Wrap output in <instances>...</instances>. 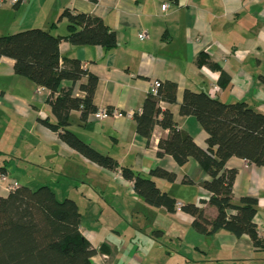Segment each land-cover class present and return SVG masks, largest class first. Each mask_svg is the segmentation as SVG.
<instances>
[{
  "label": "crops",
  "instance_id": "obj_1",
  "mask_svg": "<svg viewBox=\"0 0 264 264\" xmlns=\"http://www.w3.org/2000/svg\"><path fill=\"white\" fill-rule=\"evenodd\" d=\"M166 3L171 6L164 13ZM65 9L102 19L118 43L109 52L100 46L60 44L62 58L79 60L98 77V109L117 113L100 119L91 115L81 125L80 113L74 111L70 129L120 167L146 178L157 168L175 174L173 183L153 180L178 203L196 204L214 219L217 209L201 185L211 177L195 159L181 167L171 156L158 157V144L169 131L157 126L148 143L137 133L134 116L141 113L154 84L167 81L178 87L177 103H162V109H170L179 129L201 148H207V133L196 118L180 114L186 90L207 93L226 104L245 102L264 114V0H28L16 7L0 0V36L35 28L64 36L67 24L59 18ZM142 31L148 32L146 40L139 39ZM201 55L219 70L199 66ZM50 93L16 75L13 59L0 58V167L6 168L0 175L1 196L11 192L13 183L33 182L49 186L57 198L65 194L73 199L82 215L81 232L97 251L93 264H264V251H255L248 236L238 238L224 230L199 234L191 215L147 205L133 182L62 142L39 121L55 120L48 105ZM77 95L83 96L79 91ZM226 169L237 171L236 202L243 196L258 199L255 223L264 238V168L232 157ZM77 178L84 180L82 187H71L67 181ZM74 191L78 198L70 195ZM81 202L98 212L92 228L88 222L89 231L83 226Z\"/></svg>",
  "mask_w": 264,
  "mask_h": 264
},
{
  "label": "trees",
  "instance_id": "obj_2",
  "mask_svg": "<svg viewBox=\"0 0 264 264\" xmlns=\"http://www.w3.org/2000/svg\"><path fill=\"white\" fill-rule=\"evenodd\" d=\"M59 21H66L64 36L39 28L0 36V58L13 59L16 75L51 92L48 105L55 120L39 119L40 123L90 162L133 182L135 193L147 205L177 212L179 203L153 180L173 183L175 174L157 168L150 172L151 178H146L120 167L114 158L95 150L70 129L72 112L80 113L81 125L98 112L94 103L98 77L79 60L62 58L60 44L66 41L78 47L100 46L109 52L118 43L115 32L98 17L65 9ZM204 64L219 70L206 55H201L198 65ZM65 82L69 86L63 87ZM177 89L175 83L167 81L160 83L155 95L146 97L141 113L134 116L137 133L150 143L157 126L168 130L169 136L158 144V157L171 156L181 167L195 159L211 177L201 185L210 194L209 204L217 209L214 219L209 220L205 210L196 204L181 206V211L193 217L195 231L205 236L221 230L238 238L246 235L255 251H264V238L255 223L258 199L243 196L236 202L233 186L237 171L226 169L232 157L264 168V114L245 102L226 104L207 93L186 90L180 114L196 118L207 133L204 149L179 129L170 109L161 107L162 103H177ZM77 91L83 96H78ZM5 173L6 168L0 167V175ZM232 211L236 214L231 215ZM81 220V211L73 199L59 201L47 185L36 190L17 185L7 196L0 195V264H93L97 251L83 236Z\"/></svg>",
  "mask_w": 264,
  "mask_h": 264
},
{
  "label": "rangeland",
  "instance_id": "obj_3",
  "mask_svg": "<svg viewBox=\"0 0 264 264\" xmlns=\"http://www.w3.org/2000/svg\"><path fill=\"white\" fill-rule=\"evenodd\" d=\"M49 179L50 178H47L46 179V181H49ZM78 180V181H77ZM77 180L75 179L74 181H67L68 182V184L70 183L72 186L71 187H82V182L84 181V180H81L80 178H77ZM35 181V180H34ZM22 185H28V187H30L31 189H33V190H36V189H38L41 185H38L37 183H29V184H22ZM70 187V188H71ZM80 190V189H79ZM81 192V191H80ZM63 195H65V194H62V195H58V200L59 201H63V200H65L66 199V197L67 196H63ZM70 195L72 196V198H78L79 196H78V193H77V191H74V193H70ZM84 202V201H83ZM83 202H81V209H82V211H83V213H84V221H83V226L86 228V229H88V231L92 228V226L91 225H93V223L96 221V217H94L95 215L94 214H96V216L98 217V212L96 213L95 212V209H93V207H91L92 209H93V211H91V208H87V206H86V204L84 203L83 204ZM95 212V213H94ZM147 214L145 213V212H141V214H140V216H142V217H144V216H146ZM148 216V215H147ZM151 217V216H150ZM99 218V217H98ZM154 219H155V217H154ZM88 222H89V224H90V226H91V228L89 229L88 227H89V225H88ZM141 225H144V220H142L141 221ZM145 231V230H144ZM97 232V231H96ZM142 235H139V236H137V238L138 239H143L142 237H141Z\"/></svg>",
  "mask_w": 264,
  "mask_h": 264
},
{
  "label": "built area",
  "instance_id": "obj_4",
  "mask_svg": "<svg viewBox=\"0 0 264 264\" xmlns=\"http://www.w3.org/2000/svg\"><path fill=\"white\" fill-rule=\"evenodd\" d=\"M11 5H15L17 4L18 2H21V3H25L27 2L28 0H7ZM170 4L169 3H166L163 5L162 7V12H168L169 8H170ZM148 38V32L147 31H142L140 34H139V39L140 40H146ZM160 87V83L157 82L154 84V88H153V94L155 95L157 93V90L158 88ZM94 115H96L97 118H106L110 115H117V113L115 111H109V110H98L97 113H95ZM129 116H133V113L130 112L128 113ZM120 174V173H119ZM17 187V184L16 183H13L10 187V190H13L14 188ZM181 206L182 204H177V211H181Z\"/></svg>",
  "mask_w": 264,
  "mask_h": 264
}]
</instances>
